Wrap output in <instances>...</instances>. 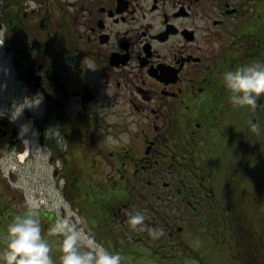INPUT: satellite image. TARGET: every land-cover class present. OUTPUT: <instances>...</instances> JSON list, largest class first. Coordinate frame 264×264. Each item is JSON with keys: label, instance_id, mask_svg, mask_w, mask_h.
Returning a JSON list of instances; mask_svg holds the SVG:
<instances>
[{"label": "flooded vegetation", "instance_id": "obj_1", "mask_svg": "<svg viewBox=\"0 0 264 264\" xmlns=\"http://www.w3.org/2000/svg\"><path fill=\"white\" fill-rule=\"evenodd\" d=\"M34 3L0 0V251L31 201L61 255L58 219L122 264H264V97L222 82L264 62V0Z\"/></svg>", "mask_w": 264, "mask_h": 264}, {"label": "clouds", "instance_id": "obj_2", "mask_svg": "<svg viewBox=\"0 0 264 264\" xmlns=\"http://www.w3.org/2000/svg\"><path fill=\"white\" fill-rule=\"evenodd\" d=\"M30 2L32 7L36 6L34 0ZM222 82L229 93L228 99L232 107H250L255 110L260 106L258 103L260 98L264 97V62H254L226 71ZM40 103L41 100L38 104L23 108L20 106L24 103L14 105L11 120H17L25 108L38 107ZM5 114L0 112V116ZM249 125L251 132L259 134V123L249 121ZM58 136V126L50 127L45 131L46 139H55ZM59 207H61L60 204L53 202L49 205V210L55 211ZM26 209L23 215H16L7 227V243L6 247L0 251V264H54L50 255L52 249L41 234V223L38 218L39 204L26 201ZM127 215L126 223L131 230H145L142 227L146 220L144 213L138 211ZM147 231L153 239H159L164 235L163 229L148 228ZM48 234L64 237L60 245L61 264H122L120 253L110 252L91 235L85 237L66 220L58 219L55 226L49 227Z\"/></svg>", "mask_w": 264, "mask_h": 264}, {"label": "rangeland", "instance_id": "obj_3", "mask_svg": "<svg viewBox=\"0 0 264 264\" xmlns=\"http://www.w3.org/2000/svg\"><path fill=\"white\" fill-rule=\"evenodd\" d=\"M52 251L50 253L53 261H54V264H61V261H60V256L61 254L59 253V249L57 246H50ZM161 264H173V263H168V262H164V263H161ZM174 264H186L184 262H176ZM208 264V263H207Z\"/></svg>", "mask_w": 264, "mask_h": 264}]
</instances>
